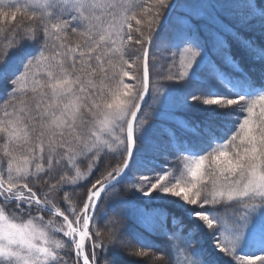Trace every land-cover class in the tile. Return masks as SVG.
I'll list each match as a JSON object with an SVG mask.
<instances>
[{"label":"snow or ice","instance_id":"obj_1","mask_svg":"<svg viewBox=\"0 0 264 264\" xmlns=\"http://www.w3.org/2000/svg\"><path fill=\"white\" fill-rule=\"evenodd\" d=\"M0 25V264H264V0H0Z\"/></svg>","mask_w":264,"mask_h":264},{"label":"rangeland","instance_id":"obj_2","mask_svg":"<svg viewBox=\"0 0 264 264\" xmlns=\"http://www.w3.org/2000/svg\"><path fill=\"white\" fill-rule=\"evenodd\" d=\"M10 23H16V22H10ZM6 26H10V25H0V27H6ZM245 34L251 35V33H245ZM161 63H162V69L161 70H166L167 69V63L166 62H161ZM162 163H163L164 167L172 169L174 173H175L176 169L180 168V161L174 155H170L169 159L162 161ZM144 199H146V198H144ZM197 240L200 241L199 238ZM196 243H198V242H196ZM70 254H71V252H70ZM71 258H72V255H71ZM185 258H186L185 253H183L182 250L175 252L176 263L184 264Z\"/></svg>","mask_w":264,"mask_h":264},{"label":"trees","instance_id":"obj_3","mask_svg":"<svg viewBox=\"0 0 264 264\" xmlns=\"http://www.w3.org/2000/svg\"><path fill=\"white\" fill-rule=\"evenodd\" d=\"M24 23H30V22H28V21H24ZM245 35H248V34H245ZM75 39H76L75 37H71V36H70V38H69V42H73ZM233 47L235 48L236 46L233 45ZM150 59H151V55H150ZM90 179H91V177H90ZM83 191H85V189H81V193H83ZM121 195H122L124 198H126V199H132V198H133L131 192H124V191H123V187H122ZM137 203H140V201H137ZM184 223H185V224H188L189 226H191L190 223H189V221H188L186 218H185V220H184ZM173 231H175V230L173 229ZM180 235H183V233H181ZM198 238L200 239V241L197 240ZM153 239H157V241L159 242V238H157V237H153ZM193 239H194L195 243H194V245H193V247L191 248L190 251H196V250H198V249H201L202 246H203V244L206 242V240H205L204 238H202V235L199 234V233H198ZM196 242H198V243H196ZM182 252H183V250H182ZM183 253H184V252H183ZM68 255H69V258H71V255H72V257H73V254H72V253L70 254V252H69ZM175 261H176V260H175ZM176 264H178V263H176Z\"/></svg>","mask_w":264,"mask_h":264},{"label":"water","instance_id":"obj_4","mask_svg":"<svg viewBox=\"0 0 264 264\" xmlns=\"http://www.w3.org/2000/svg\"><path fill=\"white\" fill-rule=\"evenodd\" d=\"M151 54V53H150Z\"/></svg>","mask_w":264,"mask_h":264}]
</instances>
